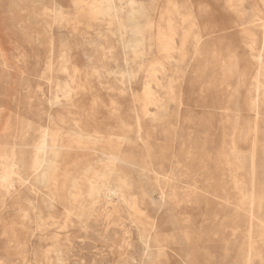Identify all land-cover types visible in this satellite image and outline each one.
I'll use <instances>...</instances> for the list:
<instances>
[{"label":"rangeland","instance_id":"obj_1","mask_svg":"<svg viewBox=\"0 0 264 264\" xmlns=\"http://www.w3.org/2000/svg\"><path fill=\"white\" fill-rule=\"evenodd\" d=\"M92 1L0 0V264H264V0Z\"/></svg>","mask_w":264,"mask_h":264},{"label":"bare ground","instance_id":"obj_2","mask_svg":"<svg viewBox=\"0 0 264 264\" xmlns=\"http://www.w3.org/2000/svg\"><path fill=\"white\" fill-rule=\"evenodd\" d=\"M95 1V0H94ZM94 1H92V2H94ZM107 2H108V0H106ZM128 3H130V5L131 4H136V3H138L136 0H126ZM227 2V1H226ZM229 2V1H228ZM109 3V2H108ZM141 3V2H140ZM139 3V4H140ZM153 3H154V1H153ZM103 4V3H102ZM120 4V3H119ZM94 5V4H93ZM159 5V4H158ZM61 6V5H60ZM134 6V5H133ZM154 6V5H153ZM118 7H119V5H118ZM93 8H96V7H93ZM154 8V7H153ZM59 9V12H60V8H58ZM99 9V8H98ZM118 9V8H117ZM132 9V8H131ZM95 10V9H94ZM102 10H105V9H102ZM141 10V9H140ZM153 10V9H152ZM131 11V10H130ZM95 12H97L98 13V11L97 10H95ZM100 12H102V11H100ZM62 13V12H61ZM119 13H120V11H119ZM139 13V12H138ZM150 13V12H149ZM154 13H155V11H154ZM258 13V12H257ZM134 14V13H133ZM142 14H144V12L142 13ZM254 14V13H253ZM102 15V14H101ZM152 15V14H151ZM157 16V15H156ZM165 18V17H164ZM257 18V17H256ZM114 21V20H113ZM111 23V22H110ZM148 24V23H147ZM110 25V24H109ZM53 32V31H52ZM144 32V31H143ZM141 33V32H140ZM171 36V35H170ZM51 38V37H50ZM162 39H163V37H162ZM144 40V39H143ZM142 40V41H143ZM145 41V40H144ZM148 41V40H147ZM139 42V41H138ZM159 42V41H158ZM140 44V43H139ZM206 44V43H205ZM141 45V44H140ZM142 46V45H141ZM196 47V46H195ZM172 49V48H171ZM257 51H259V50H257ZM171 52V51H170ZM166 55H167V53H166ZM193 55V54H192ZM198 56V55H197ZM261 56V55H260ZM143 57V56H142ZM196 58V57H195ZM198 58V57H197ZM196 60V59H195ZM200 60H202V59H200ZM70 61V60H69ZM259 61V60H258ZM196 62V61H195ZM155 63V62H154ZM197 63V62H196ZM70 64V63H69ZM198 64V63H197ZM169 65V64H168ZM153 66V65H152ZM177 66V65H176ZM166 67V66H165ZM49 68V67H48ZM150 68V67H149ZM157 68V67H156ZM167 68V67H166ZM204 68V67H203ZM221 68V67H220ZM64 69V71H67V64H66V66L63 68ZM149 70V69H148ZM166 70H168V69H166ZM165 70V71H166ZM155 71V70H154ZM191 71V70H190ZM194 71V70H193ZM197 71V70H196ZM146 72V71H145ZM162 73V72H161ZM195 73V72H194ZM138 74V73H137ZM149 75V74H148ZM161 75V74H160ZM159 77H162V75L161 76H159ZM148 78V77H147ZM203 78V77H202ZM175 79V78H174ZM179 80H181V79H179ZM199 80V79H198ZM173 82V81H172ZM146 83V82H145ZM152 83V82H151ZM171 83V82H170ZM169 83V84H170ZM157 84V83H156ZM180 84V83H179ZM62 85V84H61ZM146 86V85H145ZM148 87V86H147ZM149 88V87H148ZM151 88V87H150ZM181 88V87H180ZM72 90V89H71ZM149 90V89H148ZM179 90V89H178ZM143 91V90H142ZM181 92V91H180ZM145 93V92H144ZM147 93V92H146ZM178 94V93H177ZM149 96V95H148ZM152 96V95H151ZM154 96H155V94H154ZM173 96V95H172ZM144 97V96H143ZM169 97V96H168ZM177 97V96H176ZM181 97V96H180ZM141 98H142V96H141ZM145 98H146V96H145ZM176 99H178V98H176ZM179 102V101H178ZM177 102V103H178ZM145 104V103H144ZM178 105V104H177ZM180 107V106H179ZM179 107H177V108H179ZM79 121V120H78ZM105 128H107V127H105ZM52 129V128H51ZM56 129V128H55ZM93 129V128H92ZM41 140H40V142H39V144H38V146H37V149H36V157H35V163L38 165V167H41L42 166V164L44 165V164H50L52 161L50 160V156H49V154L52 152V150L54 149V147H57V146H59V147H65L66 145H64V143L63 142H60V143H55V140L52 138V136H51V133H50V131H49V129L48 128H44L42 131H41ZM185 134H187V133H185ZM205 134V133H204ZM193 135V134H192ZM63 136V135H62ZM77 136V135H76ZM81 135H78L74 140H70V142L68 143V147H70L71 146V144L72 143H76L75 145H77V146H79L80 144H81V141H83L82 140V138L80 137ZM101 136H102V134H101ZM106 136H108V135H106ZM106 136H105V138H106ZM53 137H55V136H53ZM72 137V136H71ZM187 137V136H186ZM73 139V138H72ZM87 139V138H86ZM91 139H93V138H91ZM107 139H109V141L107 142V146L109 147V149H114V146H115V144H114V142H113V139H111V138H107ZM88 141V140H87ZM105 142V141H104ZM66 143V142H65ZM224 143V142H223ZM97 144V143H96ZM90 145V144H89ZM88 146V145H87ZM91 146V145H90ZM71 148V147H70ZM261 148H264V144H263V147H261ZM254 150V149H253ZM114 153H112V151L111 150H109V153L107 154V156L109 157V158H114ZM251 156V155H250ZM252 157V156H251ZM259 157V156H258ZM58 159V158H57ZM259 159H260V157H259ZM263 160V159H262ZM109 162H111L112 163V161H109ZM262 162V161H261ZM98 163V162H97ZM263 163V162H262ZM16 163L14 162V160L10 163V165L8 166V171L7 172H5V175L6 174H8V173H13L14 171H15V168H16V165H15ZM98 164H100V163H98ZM257 164H260V162L259 163H257ZM108 165H110V164H108ZM53 166H54V164H53ZM93 166V165H92ZM102 166V165H101ZM104 166V165H103ZM91 167V166H90ZM100 167V166H99ZM263 167H264V165H263ZM105 169H106V166H105ZM55 170H56V168H55ZM66 171V170H65ZM263 171V170H262ZM55 172V171H54ZM67 172V171H66ZM88 172H90V171H88ZM257 172H259V171H257ZM264 172V171H263ZM47 171H44V170H42V171H40V174H41V177L42 178H45L46 176H47ZM107 173H108V171H107ZM105 174H106V172H105ZM89 175V174H88ZM264 175V174H263ZM8 176V175H7ZM66 176V175H65ZM69 176V175H68ZM94 176V175H93ZM191 176V175H190ZM53 177V176H52ZM89 177V176H88ZM193 177V176H192ZM90 178V177H89ZM95 178H97V177H95ZM99 178V177H98ZM167 178V177H166ZM41 179V178H40ZM53 179H56L55 177H53ZM78 179V178H77ZM261 179H262V177H261ZM53 181V180H52ZM78 181V180H77ZM76 181V182H77ZM45 183V182H44ZM85 183V182H84ZM259 184L261 183V182H258ZM78 184V183H77ZM88 184V183H87ZM257 184V183H256ZM255 184V185H256ZM44 185V184H43ZM64 185V184H63ZM71 185V184H70ZM94 186V185H93ZM105 186V185H104ZM260 187V186H259ZM79 189V188H78ZM97 189V188H96ZM259 189V188H258ZM54 190V189H53ZM95 190V189H94ZM93 190V191H94ZM253 190V189H252ZM254 192V191H253ZM107 193V192H106ZM162 193V192H161ZM160 193V194H161ZM105 195V194H104ZM161 195H163V194H161ZM81 197V196H80ZM109 198V197H108ZM111 198V197H110ZM135 202V201H134ZM252 202V201H251ZM261 202H262V196L260 195L259 197H258V203L259 204H261ZM252 205V204H251ZM264 205V204H263ZM254 209V208H253ZM220 211V210H219ZM253 211V210H252ZM223 212V211H222ZM221 212V214H223ZM244 212V211H243ZM245 213V212H244ZM247 213V212H246ZM225 214H226V212H225ZM233 214V213H232ZM231 215V214H230ZM240 215V214H239ZM251 215V214H250ZM249 215V216H250ZM218 216V215H217ZM232 216V215H231ZM243 216V215H242ZM245 216V215H244ZM252 216V215H251ZM258 217V216H257ZM240 218V217H239ZM254 218V217H253ZM233 220V219H232ZM256 220V219H255ZM260 220V219H259ZM251 221V220H250ZM228 222V221H227ZM232 222V221H231ZM217 224H219V223H217ZM216 224V225H217ZM228 224V223H227ZM253 224V223H252ZM241 226V225H240ZM246 226V225H245ZM214 227V226H213ZM217 227V226H216ZM229 227V226H228ZM255 227V226H254ZM263 227V226H262ZM251 228V227H250ZM228 229V228H227ZM263 229V228H262ZM222 230V229H221ZM225 230V229H224ZM235 230H236V228H235ZM254 230V229H253ZM240 231V230H239ZM243 232V231H242ZM254 232V231H253ZM233 233V232H232ZM247 233H248V231H247ZM215 234V233H214ZM217 234V233H216ZM239 234H241V233H239ZM245 236V235H244ZM249 238H251L250 236H248ZM244 239V238H243ZM238 240V239H237ZM246 240V239H245ZM236 241V240H235ZM226 242V241H225ZM253 242H254V240H253ZM149 243V242H148ZM147 246H149L148 244H147ZM250 251V250H249ZM255 251V250H254ZM158 252V251H157ZM242 252V251H241ZM256 252V251H255ZM222 253H223V251H222ZM255 254V253H254ZM228 256V255H227ZM251 256V255H250ZM239 258V257H238ZM244 259V258H243ZM239 260V259H238ZM245 260V259H244ZM247 261V260H246ZM150 262V261H149ZM239 262V261H238ZM238 262H236V263H238ZM251 262V261H250Z\"/></svg>","mask_w":264,"mask_h":264},{"label":"crops","instance_id":"obj_3","mask_svg":"<svg viewBox=\"0 0 264 264\" xmlns=\"http://www.w3.org/2000/svg\"><path fill=\"white\" fill-rule=\"evenodd\" d=\"M66 66V60L63 58V59H61V69H62V71H64V67ZM64 72H66V71H64Z\"/></svg>","mask_w":264,"mask_h":264}]
</instances>
